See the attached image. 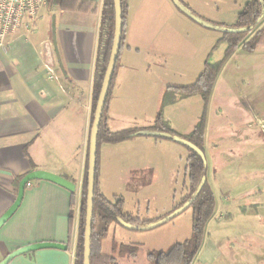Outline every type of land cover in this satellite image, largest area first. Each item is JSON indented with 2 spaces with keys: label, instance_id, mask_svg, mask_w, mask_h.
<instances>
[{
  "label": "rangeland",
  "instance_id": "rangeland-1",
  "mask_svg": "<svg viewBox=\"0 0 264 264\" xmlns=\"http://www.w3.org/2000/svg\"><path fill=\"white\" fill-rule=\"evenodd\" d=\"M129 1L124 0V38L105 111L108 119L113 109L117 113L112 128L107 121L109 129L148 127L161 108L168 126L184 135L204 114L205 177L213 192L214 211L193 264H264V165L257 167L263 164L259 161L264 154V132L257 122L252 130H246L247 113L264 114V45L253 51L236 47L222 63L204 104L198 93L184 95L166 87L189 85L205 62L224 59L226 43L221 32L195 23L172 0ZM182 1L201 18L230 26L245 0ZM128 8L129 12L135 10L136 20ZM261 25L264 17L258 27ZM248 105L250 112L244 110ZM245 132L248 135H242ZM237 134L247 136L244 150H250L242 163L231 154L232 136ZM106 145L111 154L107 160L103 153L98 159L99 192L121 196L122 212L140 220H156L187 196L188 150L181 143L137 136ZM134 166L139 172L130 170ZM100 218H94V249L99 251V245L102 253H113L102 248ZM191 222L190 206L146 229H128L111 222L115 240L138 245L135 255L116 252L117 264H147V251L166 250L175 240L189 237Z\"/></svg>",
  "mask_w": 264,
  "mask_h": 264
},
{
  "label": "crops",
  "instance_id": "crops-1",
  "mask_svg": "<svg viewBox=\"0 0 264 264\" xmlns=\"http://www.w3.org/2000/svg\"><path fill=\"white\" fill-rule=\"evenodd\" d=\"M75 1L76 5L64 2V8L57 0L46 1L33 21L10 33L5 45L0 44V215L13 202L18 182L34 169L66 176L75 183L70 192L47 180L29 181L20 205L0 226V260L21 246L41 241L61 242L65 249L23 252L6 264L74 261L103 0ZM78 4H82L79 9ZM129 13H135L136 20L135 10ZM250 109L249 105L244 108L246 112ZM115 113L113 109L111 114ZM113 116L109 117L110 127ZM246 116L247 131L257 122L264 132L262 112ZM245 137L232 136L231 154L238 163L250 152L244 150ZM102 153L107 160L109 146H100L99 159ZM259 162L263 164L257 167L264 165V154ZM105 166L107 171L108 164ZM137 168L130 170L139 172ZM111 230L115 228L109 229L102 243L109 252ZM209 253L213 256L215 250L211 248Z\"/></svg>",
  "mask_w": 264,
  "mask_h": 264
},
{
  "label": "trees",
  "instance_id": "trees-1",
  "mask_svg": "<svg viewBox=\"0 0 264 264\" xmlns=\"http://www.w3.org/2000/svg\"><path fill=\"white\" fill-rule=\"evenodd\" d=\"M49 1V0H46ZM60 3V7L64 8V2L72 3L75 0H57ZM185 7L196 14L190 7L179 0ZM121 12H122V33L120 41V49L115 62L114 71L109 84V89L105 104L103 107L102 115L100 118L97 138H96V162H95V183H94V193H93V217H92V228H91V240H90V255L89 264H117L116 257L113 253H102L100 246L98 245L99 251L94 249V235L95 227H97V222L94 218L96 215L102 217L99 220L98 229L101 228L100 238L103 239L107 236L109 232V225L111 222H116L119 226L128 228L125 224L140 225L149 222L147 219L140 220L137 216L133 217L130 213L122 212V197L119 195H112L111 197L105 196L99 192V148L104 143L119 142L124 139H129L131 137L137 136H150L155 140H171L160 136L159 132H167L170 134H176L181 136L194 144L198 149L204 152V141L203 133L205 128L204 114L198 119L192 129L184 134L180 135L175 133L167 124V122L161 116V108L154 117L153 122L148 127H144L140 130H129L122 129L119 131H112L109 129L106 117V110L108 109V104L110 102L111 88L113 86V80L116 77L117 72V62L120 56V50L122 47V41L124 38V21H125V9L124 0H120ZM78 9L82 7V4H78ZM178 8V7H177ZM179 9V8H178ZM264 17V0H245L240 10L235 16V21L231 24L233 27L244 28L242 31L238 32H221V40L226 43V50L224 52V59H219L215 62H205L204 69L201 70L195 82L183 87H174L172 90L184 93V95H191L198 93L202 97L204 104L207 103L212 87L214 85L217 74L220 70L222 63L225 58L229 56L232 51L239 46H242L248 51L255 50L258 46L264 45V25L258 27L261 20ZM191 19V18H190ZM192 20V19H191ZM207 20V19H206ZM209 21V20H208ZM212 22V21H210ZM196 23V22H195ZM214 23V22H213ZM218 23V22H216ZM224 24L225 23H218ZM230 25V26H231ZM113 29H114V8L113 0H103L100 15L99 33H98V43L95 58V68H94V84L92 92V116L100 90V86L103 80L105 69L107 66L110 49L113 39ZM248 39L243 40L246 36ZM241 36V37H239ZM238 40H235V39ZM241 42V43H240ZM162 107V105H161ZM91 126V123H90ZM183 145V144H182ZM185 146V145H183ZM188 150V156L186 161V175H187V196L179 200V204L173 206L172 209L179 206L183 201H185L191 193L196 188L201 177L206 176L207 163L206 159L202 158L198 153L191 150L189 147L185 146ZM88 149V148H87ZM66 177V176H64ZM68 178V177H66ZM19 183V182H18ZM86 187H87V157L84 170V176L82 180L81 196H80V209H79V227H78V237L74 252L73 264H82L83 261V230H84V218H85V199H86ZM192 208V222H191V234L189 237L182 240H175L166 250H150L146 253V258L150 264H192L197 253L202 245V240L204 236V228L206 222L212 216L214 211V196L213 192L207 182V178L200 189L197 196L194 198L192 203L189 205ZM101 212L100 214H98ZM152 221V220H151ZM128 229H135L133 227ZM138 230V229H135ZM110 249L112 252L129 253L135 255L138 250L137 243H122L117 242L113 237L111 238Z\"/></svg>",
  "mask_w": 264,
  "mask_h": 264
},
{
  "label": "water",
  "instance_id": "water-1",
  "mask_svg": "<svg viewBox=\"0 0 264 264\" xmlns=\"http://www.w3.org/2000/svg\"><path fill=\"white\" fill-rule=\"evenodd\" d=\"M172 2L189 18H191L197 24L212 29L219 32H238L244 30L241 27H233L224 24H218L210 22L204 18H201L195 15L192 11H190L187 7H185L179 0H172ZM113 8H114V29H113V39L112 45L110 49V54L107 62V66L105 69V73L103 76V80L100 86V90L98 93L93 119L91 122L90 130H89V137H88V149H87V187H86V199H85V218H84V230H83V261L82 264H89V255H90V240H91V228H92V217H93V193H94V183H95V162H96V138H97V131L100 122V118L102 115L103 107L105 104V100L107 97L109 84L112 78V74L115 67V62L117 59V55L120 49V41H121V33H122V12H121V3L120 0H113ZM160 136L165 138L177 141L191 150L198 153L202 158H204V153L198 149L194 144L186 140L185 138L178 136L176 134H170L167 132H159ZM35 179H42L47 180L53 183H56L70 192H74L75 190V183L56 173L51 171H47L44 169H34L28 173H26L22 179L18 183L17 191L15 198L11 205L0 215V226L14 213L17 207L20 205L24 194V188L27 182L30 180ZM206 180L205 175H203L197 184L194 191L191 195L183 201L179 206L171 210L170 212L166 213L165 215L159 217L156 220L149 221L144 224L140 225H132V224H125L128 228H135V229H146L150 227H154L170 218L174 215L180 213L182 210L187 208L194 198L199 193L200 189L202 188L204 182ZM45 247H55V248H62L65 249V245L61 242L57 241H41L36 243H31L28 245L21 246L10 253H8L3 259L0 260V264H6L12 257L17 254L28 252L32 250H36L39 248Z\"/></svg>",
  "mask_w": 264,
  "mask_h": 264
},
{
  "label": "built area",
  "instance_id": "built-area-1",
  "mask_svg": "<svg viewBox=\"0 0 264 264\" xmlns=\"http://www.w3.org/2000/svg\"><path fill=\"white\" fill-rule=\"evenodd\" d=\"M46 0H0V44L24 23L33 21ZM30 182L25 186L29 187Z\"/></svg>",
  "mask_w": 264,
  "mask_h": 264
}]
</instances>
